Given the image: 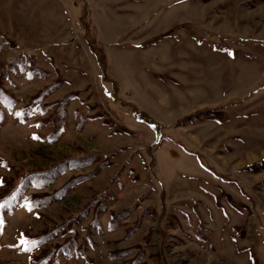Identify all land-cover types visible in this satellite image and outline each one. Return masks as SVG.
<instances>
[{
	"label": "rangeland",
	"instance_id": "374dc122",
	"mask_svg": "<svg viewBox=\"0 0 264 264\" xmlns=\"http://www.w3.org/2000/svg\"><path fill=\"white\" fill-rule=\"evenodd\" d=\"M0 89V197L100 170L9 204L0 264L67 224L60 264H264V0H0Z\"/></svg>",
	"mask_w": 264,
	"mask_h": 264
},
{
	"label": "trees",
	"instance_id": "16d2710c",
	"mask_svg": "<svg viewBox=\"0 0 264 264\" xmlns=\"http://www.w3.org/2000/svg\"><path fill=\"white\" fill-rule=\"evenodd\" d=\"M99 60H100V62L104 63L103 59L99 58ZM13 62H14V60H12L10 62L8 67H10L13 64ZM101 70L105 71V68L102 65H101ZM103 76H104V79L107 78L105 75H103ZM50 89L51 88H47L46 91H49ZM43 93L44 92L38 93L34 100L39 101L41 99V96H43ZM10 96H11V94L9 92H7L5 89H0V103L5 101ZM69 101H70V99L69 98L66 99V97H65L60 102L57 103V108H58L57 115L59 113L60 107L62 110L61 114H64L65 106ZM31 106H35V104H33ZM19 110L24 111V110H26V108H22ZM59 115H60V113H59ZM141 120H143L145 123H149L150 126L155 127L154 126L155 123L153 121H151L150 119L145 118V116H142ZM59 122H60L59 120H55L54 124L56 127H57ZM55 136H56V134L54 132H52L51 134H49L47 140L48 141L53 140L51 138H54ZM35 137L37 138V136H35ZM90 160H88L86 158L83 160V162H79V161L67 162L66 164L59 166V167H58L59 164H57L54 167L53 172H55L57 174V176H59V175H61V173H64L66 171V169H68L67 166H69L70 169H79V170L85 169L92 164L90 162ZM105 163L106 162L102 161V163L99 164V166H98V170L101 169L102 167H104L106 165ZM76 165H78L79 168L74 167ZM104 168H102V169H104ZM98 172L97 171L93 172V173L91 172L86 177L70 178L69 181L67 182V184H65L62 189H60L58 192H55L54 194H51V195H48V194H32L31 195V194H27V192L24 194V192L22 190H21V193L18 192L13 196H9V193H8L5 196L0 197V199L2 198V201L0 203V219H4L5 212L9 210L6 207L11 203L17 202L20 205H22L27 211H30V212L33 210H36V209H42V208H44L45 205L53 202V201H50V199H51V197H53V195H60V197H63L66 194V192L68 191L69 187L72 188L75 185L82 183L83 181L90 180L91 178L95 177ZM11 190H12V188H11ZM12 191L16 192L17 190L14 188ZM226 198H229V197L227 196ZM45 199L48 202H45ZM231 202H233V201H231ZM96 208L97 209L95 210V213H99L100 211H102L100 205L97 206ZM128 213H129V211H126L124 216H121L123 213L119 214V215L111 214L109 222H108V225L110 226L111 230L115 229L116 226L119 225V222H121L122 220H125L127 218ZM137 224L134 228H132V230H136L138 228L139 225H137ZM132 230L130 229L128 231V234H132L133 233ZM1 231H2V227L0 226V233H1ZM70 232H72V228H70L68 226V224L67 225H56L53 228L49 229L48 231L43 232L44 234L40 235V238H39V236H37L38 238L32 242L33 246L30 248L31 252L33 251V248H40L44 243L47 244L48 242L57 238L59 236L58 234H61V236H65L67 238H65V241L62 244H54L53 246H51L49 248V250H50L49 254L48 253H43V254L39 253V254L33 256L32 260H31V264H60V257L62 255H67V256L71 257L73 254H75V255L81 256L83 259H85L84 246H79L75 241L74 242H72L70 240L68 241V239H70L68 236L70 234ZM125 239H127V238H124V240ZM25 244H28V243H25ZM28 245H30V244H28ZM137 258H140V256H137Z\"/></svg>",
	"mask_w": 264,
	"mask_h": 264
},
{
	"label": "crops",
	"instance_id": "0c3cea01",
	"mask_svg": "<svg viewBox=\"0 0 264 264\" xmlns=\"http://www.w3.org/2000/svg\"><path fill=\"white\" fill-rule=\"evenodd\" d=\"M36 210H38V209H36ZM33 211H34V210H33ZM31 212H32V211H31ZM106 225H107V227H109L108 222H107ZM32 257H33V256H31V258H30V264H31Z\"/></svg>",
	"mask_w": 264,
	"mask_h": 264
}]
</instances>
